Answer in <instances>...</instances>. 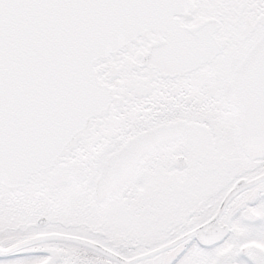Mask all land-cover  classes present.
Returning <instances> with one entry per match:
<instances>
[{
  "label": "snow or ice",
  "instance_id": "snow-or-ice-1",
  "mask_svg": "<svg viewBox=\"0 0 264 264\" xmlns=\"http://www.w3.org/2000/svg\"><path fill=\"white\" fill-rule=\"evenodd\" d=\"M0 264H264V0H0Z\"/></svg>",
  "mask_w": 264,
  "mask_h": 264
}]
</instances>
